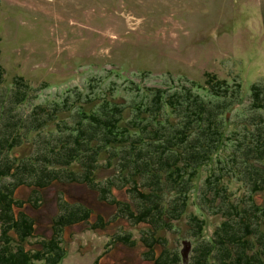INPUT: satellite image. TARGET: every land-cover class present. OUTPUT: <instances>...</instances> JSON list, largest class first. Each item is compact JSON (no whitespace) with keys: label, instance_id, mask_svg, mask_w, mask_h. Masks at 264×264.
Returning a JSON list of instances; mask_svg holds the SVG:
<instances>
[{"label":"rangeland","instance_id":"374dc122","mask_svg":"<svg viewBox=\"0 0 264 264\" xmlns=\"http://www.w3.org/2000/svg\"><path fill=\"white\" fill-rule=\"evenodd\" d=\"M263 41L259 0H0V64L6 77L2 88L11 85L14 92L21 78L26 87L17 88L24 87L27 100L14 105L12 113L28 120L41 114L48 121V126L33 131L28 142L17 147L16 155H28V162L41 167L50 157L47 144L61 140L67 149L73 140L70 135L78 134L80 125L85 126L82 129L91 125L89 115L120 117L121 128L109 135L122 140L99 154V167L89 175L90 182L79 180L84 174L81 162L68 166L62 161L52 184L41 189L34 183L16 187L15 197L23 200L22 209L36 223L26 248H42V242L52 237L53 220L67 208L81 206L90 210L89 217L62 230L66 255L61 264H155L158 256L175 251L181 264H190L195 248L213 237L228 217L229 200L248 205L255 200L264 206V192L252 191L253 178L246 170L258 167L264 153L252 151L245 156L242 152L249 143L245 136H252V145L255 141L256 124L250 122L256 117L264 134L260 119L264 118ZM215 76L224 81L226 92L218 94ZM254 84L263 88L261 106L255 105ZM187 88L205 106L229 95L233 103L221 116H226L232 136L228 149L194 172L198 174L184 192L189 205L179 219L167 218L158 225L155 236H163L166 242L154 243L152 253L147 242L154 221L146 212L142 221L126 212L146 211L153 190L152 198L161 196L165 204L178 194L163 173L152 177L157 165L151 171L152 167L147 171L143 165L134 167L130 155L134 158L137 149H131V140L141 146L145 140L152 147L161 134L180 130L188 119L182 110L186 104L156 111L153 98L157 90L178 96ZM260 140L264 151V138ZM240 142L246 144L236 147ZM96 145L93 141L89 147ZM214 174L220 193L210 194L215 200L203 214L207 225L202 235L193 216H202L196 202L203 205L207 177L214 179ZM94 181L100 186H94ZM134 182L148 199L134 188ZM101 187L109 188L107 198ZM241 208L249 207L242 203ZM100 217L105 227H95Z\"/></svg>","mask_w":264,"mask_h":264},{"label":"trees","instance_id":"16d2710c","mask_svg":"<svg viewBox=\"0 0 264 264\" xmlns=\"http://www.w3.org/2000/svg\"><path fill=\"white\" fill-rule=\"evenodd\" d=\"M5 80V71L0 64V224L2 225L0 264H61L66 255V251L62 246V230L67 226H72L82 220H86L89 217L90 210L87 208L81 209V206L67 208L53 220L52 237L42 242V248L31 250L26 248L25 242L29 237L34 236L36 230L35 219L22 209L23 200L15 197V189L18 185L20 186L24 183H34L40 189L52 184L55 178L56 181L58 179L57 163L62 161V163L65 162L64 164L67 163L68 166L73 162H81L80 165H82L81 168H84V174L81 177L83 179L79 180L87 183L90 182L89 175L91 176V174L95 173L99 167L97 163L99 154L113 146L116 147L118 142L122 140L120 137L113 136L115 134L109 135V133L118 131L121 128L119 123L120 117L118 118L114 114L108 113L102 118L85 113L86 118L89 115L88 118L92 120L91 125L87 129H82L81 127L85 126L80 125L79 133L70 135L69 138H73V140L71 139L68 142L71 145L67 149L64 145L65 142L63 143L61 140L57 143L50 142L47 144L49 148H45V152L50 157H46L45 164L42 163L41 167H37V163L35 164L33 161L28 162L26 160L29 157L28 155H16L15 152L19 149L17 147L28 142L33 131L48 126V121L41 118V114H37L29 120L15 116L12 113L14 105L27 100L24 89L26 86L22 79L19 78L16 80V90L12 92L11 85L6 86L4 89L2 88L5 85ZM17 85L24 87L23 89L19 86L17 88ZM214 85L218 86V94L220 91L226 92L224 90H227L224 88V81L217 80L216 76ZM253 88L255 90L254 96L257 97L255 105L261 106L260 101L263 88L260 84H254ZM197 96L196 94L193 95L191 88H187L185 94H178V96H176V93L168 95L164 91L157 90L152 105L156 111L160 110L163 106L174 109L177 104L182 106L186 104L182 110L186 111L188 119L185 120L180 130L176 129V131H172L165 137L163 136L164 134H161L160 137L154 139V142L151 143L153 144L152 147L146 146L148 142L146 143L142 138L138 140L143 141V146H141V143L134 144V140H131V144H133L131 149H137L134 152V158L130 155L134 167L138 168L143 165L146 167V171L152 167L151 171L157 165L158 171L154 172L152 177H161L163 173L169 182L168 186L170 188L174 186L173 189L178 194L177 197L171 200V203L165 204L161 196L158 197L155 194L154 198H152L155 192L153 190L150 194L146 211L143 212L141 210V214L140 212L135 214L133 210L126 212V214L136 221L145 220L144 218H147L145 217L146 214L149 215L150 220L154 221L150 240L147 242L152 253L154 245L157 242H166L163 236H155L157 234L156 228L160 227L158 225L160 223L165 224L167 218L179 219L189 205V202H187L189 195H185L184 192L186 193L188 187L193 184V179L198 174L194 172L200 170L203 164H207L205 162H212L214 154H218L229 147L228 142L232 135L228 133V128H226L228 125V123H225L226 116H221L224 109L226 110L233 103L229 101V95L224 96L222 99H218L217 97L220 102L211 103L209 106H205L203 100L200 101ZM7 103L9 107H7ZM115 107L114 104L112 107L113 111ZM9 112L11 113L9 114ZM260 119L264 122V118ZM250 123L256 124L257 130L253 145L252 136H245V141L249 142L248 145L245 142L235 145L237 147L244 143L246 144L245 149L242 150L245 156L252 151L254 153H264V151H261L262 141L260 140V137L264 138V134H262L263 128L259 124L262 122L259 120V117H256ZM49 134L50 136L54 135L52 131ZM93 141L96 144L98 143V145L95 148H90L89 145ZM87 142L88 148L86 147ZM144 146L146 147L145 149ZM48 150L50 153H48ZM138 159L140 161L137 163ZM74 165L80 168L78 164ZM188 168H192V172L189 174L187 173ZM246 170H248L253 178L252 185L254 186L252 191L264 192V174L261 173L262 170L264 171V161L258 167L254 165ZM23 172L28 173L25 175ZM186 173L188 177H186ZM11 176L17 177L13 181H7ZM215 179V174L214 179L210 176L207 177L208 187L205 189L203 205L200 206L196 202L197 210L201 211L202 216L195 215L193 218L196 220L198 230H200L202 235L207 225V220L203 218V214L206 213V208H211L209 204H212L215 200L214 196L210 194L214 190L216 193H220L219 188L216 187ZM92 184L100 186L96 181ZM134 184V188L141 192V196L148 199L147 195L139 190L135 182ZM101 188L103 197L107 198L109 188ZM157 188H159L157 190L160 192L162 186L158 185ZM222 188L224 189V187ZM158 198L159 200H157ZM227 203L228 206H226L225 212H228L226 214L228 217L225 216L221 225L216 228L213 237L206 239L195 248L196 253L192 257L190 264H264V206L258 204L255 200L250 205L246 202L232 200H229ZM242 203L245 207L249 208H243L242 211ZM123 206L124 208H128L129 204L125 203ZM106 224L103 217H100L95 227H105ZM14 232L15 234H13ZM129 236L127 235L124 238L127 239ZM177 252L175 251L173 254L169 252L164 253L163 257L158 256L154 259L156 261L155 264H181L182 259ZM152 257L154 256L152 255Z\"/></svg>","mask_w":264,"mask_h":264},{"label":"crops","instance_id":"0c3cea01","mask_svg":"<svg viewBox=\"0 0 264 264\" xmlns=\"http://www.w3.org/2000/svg\"><path fill=\"white\" fill-rule=\"evenodd\" d=\"M259 1H260L261 10L264 14V0H259ZM262 25H263V23H262ZM263 45H264V41H263Z\"/></svg>","mask_w":264,"mask_h":264},{"label":"water","instance_id":"95a60500","mask_svg":"<svg viewBox=\"0 0 264 264\" xmlns=\"http://www.w3.org/2000/svg\"><path fill=\"white\" fill-rule=\"evenodd\" d=\"M185 243H188L189 244V242H185ZM187 252V249H185V251L183 252V254H184V256H185V253Z\"/></svg>","mask_w":264,"mask_h":264}]
</instances>
